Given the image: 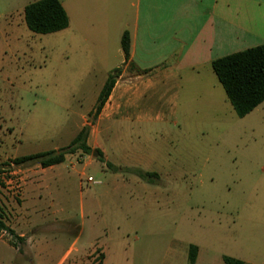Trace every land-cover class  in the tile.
<instances>
[{"label":"rangeland","instance_id":"374dc122","mask_svg":"<svg viewBox=\"0 0 264 264\" xmlns=\"http://www.w3.org/2000/svg\"><path fill=\"white\" fill-rule=\"evenodd\" d=\"M37 1L0 0V189H22L19 178L41 169L15 159L70 144L94 102L88 72L99 69L102 50L80 58L68 40L88 26L109 27L116 5L59 0L69 32L37 35L23 18L24 7ZM121 5L118 12L126 10ZM180 107H188L187 126L148 143L154 162L141 168L157 173L148 180L115 165L135 164L126 143L108 158L100 145L77 150L37 177L43 191L35 242L24 259L0 241V261L36 264V256L55 264L69 251L65 264H92L99 255L103 264H189L193 245L195 264H223L222 257L264 264V102L239 119L208 69L191 96L181 93ZM83 177L97 183L82 184ZM2 238L14 240L6 232Z\"/></svg>","mask_w":264,"mask_h":264},{"label":"crops","instance_id":"0c3cea01","mask_svg":"<svg viewBox=\"0 0 264 264\" xmlns=\"http://www.w3.org/2000/svg\"><path fill=\"white\" fill-rule=\"evenodd\" d=\"M108 1L116 4L110 13L109 27L88 26L72 33L71 41L68 40L72 42L68 47L77 50L80 58L88 49L102 50L100 58H96L99 69L88 72L94 102L72 140L88 126L87 147L102 146L108 158L118 150L115 146L126 143L128 148L131 146L133 156L129 157L127 151L124 162L131 158L135 164L115 165L157 174L141 168L146 162H154L148 143H158L157 139L172 127L187 126L188 107H180L181 93L191 96L201 73L212 70L214 60L264 45V0ZM118 2L125 11L118 12ZM69 30L68 18V27L62 32L66 34ZM7 32L15 35L13 41L18 43L15 29L9 27ZM124 32L129 37L127 61L120 46ZM116 69L119 74L110 95L91 125L88 115L108 75ZM58 166H40L39 171L24 173L19 178L23 181L22 189H0V219L8 230L6 233L14 237L16 248L2 236L0 241H5L8 248L24 259H27L25 250L35 242L30 234L39 220L36 200L43 189H39L37 177L47 171L55 172ZM14 197L20 200L19 204L13 202ZM68 256L69 251L55 264H65ZM104 259L105 256L102 264ZM34 260L36 264H44L39 257Z\"/></svg>","mask_w":264,"mask_h":264},{"label":"trees","instance_id":"16d2710c","mask_svg":"<svg viewBox=\"0 0 264 264\" xmlns=\"http://www.w3.org/2000/svg\"><path fill=\"white\" fill-rule=\"evenodd\" d=\"M23 18L26 28L37 35L54 34L68 27V17L58 0H39L25 6ZM120 46L125 61H127L129 58V37L126 32L121 37ZM211 68L225 93L227 101L239 119L247 116L264 102V45L216 59L211 63ZM118 74L119 70L116 69L108 75L96 104L88 115L91 125L107 101ZM88 134L89 127L85 126L67 147L58 151L17 158L14 163L22 164L35 161L42 168L60 165L65 161L66 155L73 154L77 150H81L85 154L89 153L86 146ZM107 166L112 168L110 165ZM128 170L141 180H148L155 176L152 173H145L136 169ZM5 232L8 230L0 219V237ZM12 239H14L13 236ZM9 243L16 248L14 240H10ZM197 255V247L190 245L188 247V263L195 264ZM103 258V255L96 256L92 264H102ZM222 261L223 264H247L229 257H222Z\"/></svg>","mask_w":264,"mask_h":264},{"label":"built area","instance_id":"2783aa9c","mask_svg":"<svg viewBox=\"0 0 264 264\" xmlns=\"http://www.w3.org/2000/svg\"><path fill=\"white\" fill-rule=\"evenodd\" d=\"M82 183H85L87 185H94L97 182L95 180H93L91 177H87V178L83 177ZM11 239H12V237H11Z\"/></svg>","mask_w":264,"mask_h":264},{"label":"water","instance_id":"95a60500","mask_svg":"<svg viewBox=\"0 0 264 264\" xmlns=\"http://www.w3.org/2000/svg\"><path fill=\"white\" fill-rule=\"evenodd\" d=\"M93 156H94V157H97V153H96V152H94V153H93Z\"/></svg>","mask_w":264,"mask_h":264}]
</instances>
